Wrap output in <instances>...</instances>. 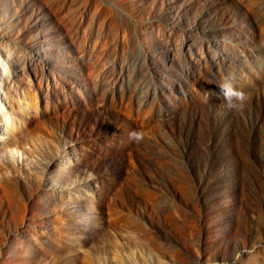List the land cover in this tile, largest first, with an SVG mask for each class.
I'll return each instance as SVG.
<instances>
[{
    "label": "rangeland",
    "instance_id": "1",
    "mask_svg": "<svg viewBox=\"0 0 264 264\" xmlns=\"http://www.w3.org/2000/svg\"><path fill=\"white\" fill-rule=\"evenodd\" d=\"M0 264H264V0H0Z\"/></svg>",
    "mask_w": 264,
    "mask_h": 264
},
{
    "label": "clouds",
    "instance_id": "2",
    "mask_svg": "<svg viewBox=\"0 0 264 264\" xmlns=\"http://www.w3.org/2000/svg\"><path fill=\"white\" fill-rule=\"evenodd\" d=\"M221 94L224 98V103L226 107L230 110L242 109L246 102L250 99L249 94L241 89H237L232 84L231 80H225V82L220 85ZM211 96L208 92L203 95V103H210ZM130 138L140 141L143 138V134L140 132H134L130 134Z\"/></svg>",
    "mask_w": 264,
    "mask_h": 264
},
{
    "label": "bare ground",
    "instance_id": "3",
    "mask_svg": "<svg viewBox=\"0 0 264 264\" xmlns=\"http://www.w3.org/2000/svg\"><path fill=\"white\" fill-rule=\"evenodd\" d=\"M7 118H9V116H7ZM14 128H15L14 124L11 123V129H14Z\"/></svg>",
    "mask_w": 264,
    "mask_h": 264
}]
</instances>
